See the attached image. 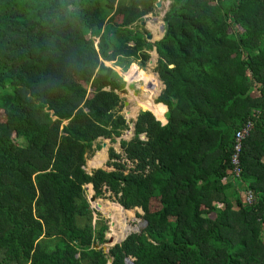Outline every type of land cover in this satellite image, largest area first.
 Returning a JSON list of instances; mask_svg holds the SVG:
<instances>
[{
    "label": "trees",
    "instance_id": "trees-1",
    "mask_svg": "<svg viewBox=\"0 0 264 264\" xmlns=\"http://www.w3.org/2000/svg\"><path fill=\"white\" fill-rule=\"evenodd\" d=\"M157 1L0 0V264H264V0H170L150 43L135 25ZM154 47L165 89L124 156L110 148L114 170L87 173L95 142L129 129L106 63L145 65ZM144 73L133 64L126 84ZM89 184L144 211L109 253Z\"/></svg>",
    "mask_w": 264,
    "mask_h": 264
},
{
    "label": "rangeland",
    "instance_id": "rangeland-1",
    "mask_svg": "<svg viewBox=\"0 0 264 264\" xmlns=\"http://www.w3.org/2000/svg\"><path fill=\"white\" fill-rule=\"evenodd\" d=\"M170 5H171L170 0H164L161 8H156L153 13L148 14L141 22H138L135 25V28L137 27L136 29L142 31L143 27L141 23L145 21L146 23L145 28L154 33L153 41L156 43L162 38L161 35L164 34V33L162 34L163 32L162 27L163 26L166 27L165 16L167 12L170 10ZM157 33H159V35ZM156 35H158L159 37L155 38ZM155 50L156 48L154 47V49L149 52L151 55V59L154 60L153 64H150L149 61L145 65H141V61L134 60V62L129 66L128 69H124L120 66H117L113 62L106 63V65L111 67L120 77V79H122V81L125 82V86L123 90L119 92L120 97L122 98V106L120 109V114L130 119L128 123L129 129L124 130L122 136L116 138L115 142H112L110 139H104V138H101L95 142L93 152H90L87 155L86 166H85V170L87 173L92 174L94 171L99 169H103L105 171L114 170L113 166L108 165V163L111 161L109 157L110 148H114L118 153L122 155L124 154L123 149L121 147V141L122 140L130 141L133 139L135 135L134 134L135 129L133 126H131V124H134L136 122L137 115L140 114L141 111L142 112L145 111L143 109L137 110V107H140V104L143 102L156 100L158 95H161V93L165 89V85L163 84L162 81H160L162 87L158 84V79L160 80V76H158L159 74L157 75L156 68L158 66L159 55L158 52ZM133 64H136L142 70H145V73L142 83H138V84L133 83L129 87V84L128 83L126 84L124 74L130 70ZM143 83H145V85L144 88L142 89ZM131 91L136 92V94H134L133 97H131L130 95ZM167 111H168V106H167ZM131 112L135 114L134 118H130L129 114H131ZM104 142L108 143V146L105 149H103ZM99 145H101V148L99 147ZM98 160L101 162L100 165L96 163L98 162ZM128 167H133V164L129 162ZM84 188H85V196L89 202L93 194L88 185H86ZM92 190L93 193H95L93 187ZM97 203H102L103 208L96 210ZM90 206H91L90 209L94 211L93 212L94 223L105 222L109 227L107 231L108 233L106 235V239L109 240L110 238H112L114 239L115 243L121 242V240H123L126 235H129L134 232H140L146 226V221L143 219L144 211L142 209L140 208H135L131 210L123 209V207L119 205V203L116 201V198L112 195V193L105 191V189H104V195L98 197L96 203H94L93 205L90 204ZM114 215L118 217V220L115 221ZM112 223H114V226L112 225ZM113 228H115L117 231L114 232V235L111 237L110 234L112 233ZM125 229L126 230L128 229V231H125V235H123ZM107 243L104 245H107ZM128 264H131L130 260L128 261Z\"/></svg>",
    "mask_w": 264,
    "mask_h": 264
},
{
    "label": "water",
    "instance_id": "water-1",
    "mask_svg": "<svg viewBox=\"0 0 264 264\" xmlns=\"http://www.w3.org/2000/svg\"><path fill=\"white\" fill-rule=\"evenodd\" d=\"M163 1L164 0H158L157 2H156V7L157 8H161L162 7V3H163ZM141 25H142V32H143V34H144V36H145V38H146V40H147V42H150V43H155L154 41H153V39H154V34L151 32V31H149V30H147L146 28H145V26H146V23H145V21H143L142 23H141ZM162 31H163V36H162V38L161 39H163V37L165 36V33H166V29H165V26H163L162 27ZM160 39V40H161ZM159 40V41H160ZM155 51H157V50H155ZM154 63V60H150V64H153ZM157 75H158V73H157ZM159 76V75H158ZM138 116H139V114L137 115V118H138ZM137 118H136V120H137ZM127 119V122L129 123V121H130V119L129 118H126ZM131 126H133L134 127V129H135V123L134 124H131ZM141 138L142 139H145L146 138V135H142L141 136ZM107 146H108V143L107 142H104L103 143V149H105V148H107ZM92 187H93V185H92ZM97 199H98V197L96 196V193H94L92 196H91V198H90V204L91 205H93L94 203H96V201H97ZM120 205V204H119ZM90 208H91V206H90ZM103 208V205H102V203H97V205H96V210H99V209H102ZM125 209V208H124ZM112 225L114 226V223H112ZM108 233V232H107ZM106 233V234H107ZM130 235V234H129ZM129 235H126V237L121 241V242H117V243H114V240L112 239V238H110L109 240H108V243H107V245H103L102 246V249H103V251L105 252V253H109V251H110V249L112 248V247H114L115 245H117V244H121L124 240H126L127 239V237L129 236ZM111 244V245H110ZM110 245V246H109ZM95 248L97 249V250H99L101 247L100 246H98L97 244H95ZM113 263V258H110L109 259V264H112Z\"/></svg>",
    "mask_w": 264,
    "mask_h": 264
},
{
    "label": "built area",
    "instance_id": "built-area-1",
    "mask_svg": "<svg viewBox=\"0 0 264 264\" xmlns=\"http://www.w3.org/2000/svg\"><path fill=\"white\" fill-rule=\"evenodd\" d=\"M253 122L249 121L241 131H238L237 133V137H236V146H235V153L232 156V165H233V173H236L237 175L240 174V172L242 171L241 169V154L243 151V144H244V140L247 139L250 134L251 131L253 129ZM246 201L248 203H252L253 202V194L251 191H248L246 193Z\"/></svg>",
    "mask_w": 264,
    "mask_h": 264
},
{
    "label": "bare ground",
    "instance_id": "bare-ground-1",
    "mask_svg": "<svg viewBox=\"0 0 264 264\" xmlns=\"http://www.w3.org/2000/svg\"><path fill=\"white\" fill-rule=\"evenodd\" d=\"M154 34V33H153ZM142 82V81H141ZM131 95V97H133V95L134 94H130ZM140 109H142V108H144V107H146V108H151V101H146V102H143V103H141L140 104ZM243 148H244V144H243ZM243 152V151H242ZM242 155V154H241ZM246 197V196H245ZM124 209V208H123ZM126 220V219H125ZM125 231H128V229L126 230H124V233H123V235H125ZM126 237V236H125ZM114 240V239H113ZM122 241V240H121ZM114 243H115V241H114Z\"/></svg>",
    "mask_w": 264,
    "mask_h": 264
},
{
    "label": "crops",
    "instance_id": "crops-1",
    "mask_svg": "<svg viewBox=\"0 0 264 264\" xmlns=\"http://www.w3.org/2000/svg\"><path fill=\"white\" fill-rule=\"evenodd\" d=\"M152 33H153V32H152ZM157 34L159 35V33H157ZM162 34H163V32H162ZM158 35H156L155 37L158 38V37H159ZM161 36H163V35H161ZM157 78H158V76H157ZM158 84L162 87V84H160L159 79H158ZM143 88H144V87H143ZM159 96H160V95H158L157 99L159 98ZM157 99H156V100H157ZM157 104H162V103H157ZM165 106H166V105H165ZM139 108H140V107H139ZM167 122H168V121H167ZM167 122H166V123H167ZM163 124H164V123H163Z\"/></svg>",
    "mask_w": 264,
    "mask_h": 264
}]
</instances>
